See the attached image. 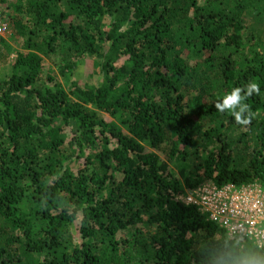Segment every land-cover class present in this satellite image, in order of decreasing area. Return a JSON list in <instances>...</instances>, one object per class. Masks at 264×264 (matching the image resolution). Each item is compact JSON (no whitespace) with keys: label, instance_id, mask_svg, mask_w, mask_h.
<instances>
[{"label":"trees","instance_id":"obj_1","mask_svg":"<svg viewBox=\"0 0 264 264\" xmlns=\"http://www.w3.org/2000/svg\"><path fill=\"white\" fill-rule=\"evenodd\" d=\"M3 3L0 264H264L181 200L264 187V0Z\"/></svg>","mask_w":264,"mask_h":264},{"label":"built area","instance_id":"obj_2","mask_svg":"<svg viewBox=\"0 0 264 264\" xmlns=\"http://www.w3.org/2000/svg\"><path fill=\"white\" fill-rule=\"evenodd\" d=\"M11 35L7 9L0 0V43ZM181 200L199 208L223 228L230 238H243L264 248V187L207 183L185 194Z\"/></svg>","mask_w":264,"mask_h":264},{"label":"clouds","instance_id":"obj_3","mask_svg":"<svg viewBox=\"0 0 264 264\" xmlns=\"http://www.w3.org/2000/svg\"><path fill=\"white\" fill-rule=\"evenodd\" d=\"M245 87H248L247 85ZM242 89L241 88H235L232 93L229 95H225L223 98V104L216 103L215 107L218 109L220 112H224L226 109L231 110V114L236 117V123L241 124V125H247L251 122V112L250 109L248 108L249 116L247 118L242 119V113L247 108V105L245 108H241L240 112H236L234 109L237 105H239L242 101V97L240 95ZM253 92L256 94H259V86L256 83H252L251 87H248V91L246 96L243 98L245 99L246 97H250Z\"/></svg>","mask_w":264,"mask_h":264},{"label":"rangeland","instance_id":"obj_4","mask_svg":"<svg viewBox=\"0 0 264 264\" xmlns=\"http://www.w3.org/2000/svg\"><path fill=\"white\" fill-rule=\"evenodd\" d=\"M9 43L10 45L12 46V59H15L16 58V55L19 51H23V41L21 40H13L11 38H9ZM10 67H7L6 68V71L9 70ZM88 68V65H84L83 67L80 68V70H76L72 75H67L66 77H63L61 76L60 77V80L61 82L63 83V85L65 87H67L69 84H70V81L72 80H83L86 78L87 76V71ZM57 72V70H55Z\"/></svg>","mask_w":264,"mask_h":264}]
</instances>
